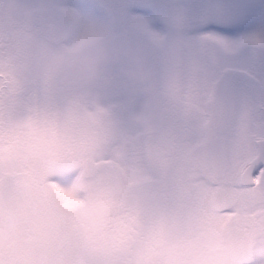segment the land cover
Instances as JSON below:
<instances>
[{
    "label": "snow or ice",
    "instance_id": "snow-or-ice-1",
    "mask_svg": "<svg viewBox=\"0 0 264 264\" xmlns=\"http://www.w3.org/2000/svg\"><path fill=\"white\" fill-rule=\"evenodd\" d=\"M0 264H264V0H14Z\"/></svg>",
    "mask_w": 264,
    "mask_h": 264
},
{
    "label": "rangeland",
    "instance_id": "rangeland-1",
    "mask_svg": "<svg viewBox=\"0 0 264 264\" xmlns=\"http://www.w3.org/2000/svg\"><path fill=\"white\" fill-rule=\"evenodd\" d=\"M13 4L14 0H0V14L10 18ZM45 60L52 64L58 82L64 87H74L90 82L98 74V69L69 60L57 53H49ZM125 74L132 81L137 80L141 75L132 67L127 68Z\"/></svg>",
    "mask_w": 264,
    "mask_h": 264
}]
</instances>
